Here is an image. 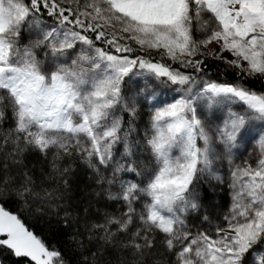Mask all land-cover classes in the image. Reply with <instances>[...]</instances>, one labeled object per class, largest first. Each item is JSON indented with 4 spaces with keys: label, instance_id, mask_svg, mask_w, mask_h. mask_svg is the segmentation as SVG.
Wrapping results in <instances>:
<instances>
[{
    "label": "snow or ice",
    "instance_id": "snow-or-ice-1",
    "mask_svg": "<svg viewBox=\"0 0 264 264\" xmlns=\"http://www.w3.org/2000/svg\"><path fill=\"white\" fill-rule=\"evenodd\" d=\"M22 261L264 264V0H0Z\"/></svg>",
    "mask_w": 264,
    "mask_h": 264
},
{
    "label": "trees",
    "instance_id": "trees-1",
    "mask_svg": "<svg viewBox=\"0 0 264 264\" xmlns=\"http://www.w3.org/2000/svg\"><path fill=\"white\" fill-rule=\"evenodd\" d=\"M224 195L226 197V192ZM7 210L16 211V207L14 205L9 204L7 205ZM26 226H28L31 229H34L38 235L41 234L40 228L37 225H35L31 220H26ZM45 239H49V237L45 235ZM21 264H23V261L21 262Z\"/></svg>",
    "mask_w": 264,
    "mask_h": 264
},
{
    "label": "rangeland",
    "instance_id": "rangeland-1",
    "mask_svg": "<svg viewBox=\"0 0 264 264\" xmlns=\"http://www.w3.org/2000/svg\"><path fill=\"white\" fill-rule=\"evenodd\" d=\"M226 187V186H225Z\"/></svg>",
    "mask_w": 264,
    "mask_h": 264
}]
</instances>
